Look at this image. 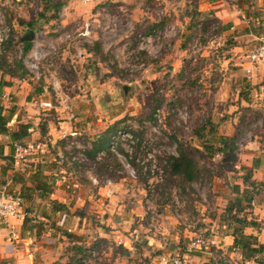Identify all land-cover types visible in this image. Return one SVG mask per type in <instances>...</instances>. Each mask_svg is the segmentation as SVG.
Instances as JSON below:
<instances>
[{
    "label": "rangeland",
    "instance_id": "obj_1",
    "mask_svg": "<svg viewBox=\"0 0 264 264\" xmlns=\"http://www.w3.org/2000/svg\"><path fill=\"white\" fill-rule=\"evenodd\" d=\"M43 2H0V29L7 30L6 40L10 37L16 42L20 34L24 36L26 29L20 28L17 34L12 26L16 25L17 18L29 20L40 12ZM51 2L60 6L56 20H50L51 25L41 21V28L30 32L32 40L36 36L42 41L41 48L49 46V53L33 61L35 69L29 72L36 84L50 90L49 100L45 102L51 104V109L41 113L40 123L49 119L57 126L55 118L70 122L67 125L76 127V136L72 137L67 128L60 135L61 141L76 138L78 144L84 143V146L90 139L105 134L113 124L117 128L109 132L124 131L137 140L132 145L125 138L118 139L112 146L107 143L98 158L86 161L65 159L56 165L70 173L68 184H81L91 195L90 200L82 204L90 226L97 225L96 216L109 206L114 209L111 216L108 215L111 217L109 226L115 227L112 217L126 221L135 206L139 207L142 218L150 226L164 217L176 221L170 226L183 228L192 222L200 224L201 213L208 217L219 216L226 224L228 220L223 221L221 212L236 198L234 188L240 183L235 168L238 161L236 155L213 157L211 152L203 151L199 140L214 149L216 142L213 138H231L226 135L231 133L234 142L251 139L264 143L260 138L264 136V118L260 111L250 112L249 107L235 106L240 102L229 92L233 87L229 82V66L224 62L229 53V41L219 28H208L209 22L215 21L194 14L195 0ZM60 20L67 21L63 27ZM71 25L73 30L88 28L84 40L75 39V35L72 39L78 48L80 45L90 51L87 57L83 56V61L76 54L75 47L66 49L64 44L55 50L44 44L46 38L56 41L53 43L56 47L62 44L58 37L64 36L62 31ZM42 26L49 28L44 36L37 32L43 30ZM34 49L38 51L37 47ZM11 50L14 57H20L18 50ZM72 56L76 65L70 62ZM233 116L238 118L236 126L229 124L231 128L226 133L225 126ZM202 126L206 129L198 140L194 132ZM46 127L43 126L45 141L50 138ZM210 127L215 130V135H212L214 131L207 133ZM178 145L194 164L196 178L191 183L172 176L165 168L166 158L176 157ZM128 169L134 172L135 179L128 176ZM92 180L98 185H93ZM107 180L118 185L120 191L113 194L112 203L95 188ZM260 192L254 199L260 198L258 202L264 203V191ZM216 193L221 198L218 199ZM71 195L74 200L79 197L77 191ZM97 201H101L99 208ZM93 244L94 259L103 263V252L109 241L97 240ZM222 258L226 260L224 256H218V264L227 263H223ZM86 259H92L91 254Z\"/></svg>",
    "mask_w": 264,
    "mask_h": 264
},
{
    "label": "crops",
    "instance_id": "obj_2",
    "mask_svg": "<svg viewBox=\"0 0 264 264\" xmlns=\"http://www.w3.org/2000/svg\"><path fill=\"white\" fill-rule=\"evenodd\" d=\"M196 1L194 5L196 16L203 19L206 16L212 18L211 20L218 24L222 36L229 41V53L224 62L229 66V82L233 87L229 92L240 102V104L236 102L235 106L244 105L252 109L250 112L260 111L264 118V62L254 66L250 79H246L244 74L245 68L248 67L245 59L248 51L254 48L260 36L264 35V0ZM34 16L35 14L32 18ZM21 19L27 20L25 17ZM65 22L67 21L60 20L61 27ZM12 27L19 34L20 27L17 24ZM42 27L43 30L37 32L44 36L48 31L46 29L49 28ZM79 31V29L73 30L72 25L66 26L62 31L64 36L58 37L62 44L56 47L53 44L56 41L53 42L50 38L44 39V44L50 45L55 50L61 49L64 44L66 49L69 46L75 47L76 54L83 61V56L87 57V52L90 51L84 46L79 45L78 48L72 41L73 35L75 39L84 40L77 35ZM20 36L21 34L18 37ZM12 44L13 47H8L5 52L6 64L0 70V84H2L0 85V116L7 120L6 128L10 131H14L20 124L31 126L28 136L21 142H43L46 143V149L43 153L30 158L25 162L26 164L14 167L11 163V154L12 144L15 142L8 134H0V181L4 182L0 184V190L19 194L23 202L22 214L19 217L0 220V261L7 260L9 264H68L77 258L76 248L89 246L98 240L109 241L103 252V264H172L171 261L176 256L184 258L186 264H218V256H224L226 264H260L258 258L242 259L241 251L231 248L233 242L231 229L219 219V216L208 217L201 213L199 214L200 224L192 222L183 228L170 226L175 225L176 221L170 217H164L163 220H158L155 225L150 226L147 220L142 218L143 214L140 213L139 207L135 206L136 209L130 211L134 216L129 215L126 221L122 222L117 217H112L116 223L115 227L109 226L111 217L108 215L111 216L114 211L109 206L108 210L105 209V212H99L101 214L96 216L97 225L90 226V221L83 214L82 204L89 201L91 195H88V190L81 184H68L70 173L63 168H57L56 165L60 155L64 159L79 155L81 161L98 158L103 150L96 152L91 158L84 155V152L91 149V142L98 139V136L90 139L86 146L84 143L79 145V140L76 138L62 142L60 138L62 131L68 128V133L74 137L76 127H68L71 123H66L59 118H55L57 126L49 119L42 120L45 121L44 124L40 123L41 115H43L41 113L46 111L41 110L39 104L49 100L50 90H47L44 85L36 84L33 79L31 81L15 79L4 72L13 60L11 49L15 48L18 54H21L20 43L15 45L12 41ZM30 44L23 58L31 51L37 52L38 60L49 53V46L41 48L42 41H39L36 36ZM34 47L38 48L39 53ZM3 50L4 46L0 54ZM70 62L76 65L74 56L70 57ZM27 116L30 117V121H27ZM229 120L228 125L225 126L226 133L228 128H231L229 124L236 126L238 118L233 116ZM43 126L48 128L47 135L50 138H46L47 141L44 139L46 130ZM226 135L233 138L231 133ZM260 138L264 139V136ZM233 145V155H236L238 161L235 168L240 175L238 185L242 187V178L248 176L250 181L262 184L261 190L264 191V143L248 139L236 140ZM49 162L54 164H47ZM35 171H39V174L48 182L49 194L38 196L36 192L26 191V188H30L28 178ZM88 181L90 182L89 179ZM70 187L77 189L75 191L79 197L75 200L71 195L75 191ZM95 188L98 194L109 197V203H112L115 198L113 194L119 191L118 185L114 183L110 186L102 185ZM108 191L109 194H106ZM26 194L30 197L29 200L25 199ZM216 194L218 199L221 198L219 193ZM259 199H255L251 205L248 217L256 223V226L247 227L243 232L245 235L253 236L258 245L264 246V203H259ZM73 201L76 203L73 204ZM97 203L96 206L99 208L101 201ZM58 205L64 206V209L58 210ZM216 211L221 212L219 209ZM25 217L30 222L23 226ZM28 227L31 229L29 230ZM65 233L71 234V237H66ZM195 237H200L205 242V247L188 252L187 245ZM117 242L121 243L118 247L115 245Z\"/></svg>",
    "mask_w": 264,
    "mask_h": 264
},
{
    "label": "trees",
    "instance_id": "obj_3",
    "mask_svg": "<svg viewBox=\"0 0 264 264\" xmlns=\"http://www.w3.org/2000/svg\"><path fill=\"white\" fill-rule=\"evenodd\" d=\"M60 6L58 4L53 5L51 0H44L43 2V9L36 13L35 16L29 20H24L21 18H17L16 24L20 28L26 29L24 33V36L29 35L32 30L40 29V23L43 21L45 24L49 23L50 20H56L57 12L59 11ZM195 15H197V12H194ZM8 25L11 27V22L7 21ZM208 25V24H207ZM23 37L21 35L18 37V40L15 42V44L20 43L21 45V54L19 58H16L12 56L13 60L9 65H7V68L4 70L7 74H9L12 78L15 79H23V80H32L31 75L29 74V71L26 69V67L22 63V57L27 53V51L30 48V41H23L21 42L20 39ZM9 45L13 47L11 38L9 37L3 44L4 50L0 54V70L4 67L6 64L5 60V52H7V48H5V45ZM94 52L95 49H93ZM13 51V50H12ZM98 52V51H97ZM11 58V59H12ZM2 85V84H0ZM159 107V106H157ZM155 110V109H154ZM7 120L3 119L0 116V134H8L10 139H12L14 142L22 143L21 140L24 139L29 134V130L31 129V126L28 124H20L14 131H10L8 128H6V122ZM209 124V123H207ZM113 128H117L116 124H113V126H110L106 129L105 134L101 135L96 139L94 142H91V149L88 152H84V155L87 158H91L95 155L96 152L105 150L106 145L108 143L109 137L114 133V131H110ZM206 129L205 126H202L198 130L194 132V135L199 140L201 133L204 132ZM215 130L210 127L207 131V133ZM109 135V136H108ZM108 137V139H107ZM215 139L216 146H214V149L211 145L206 146L203 140H199L200 144H202V149L204 152H211V154H221L222 156H232L234 151V141L235 138H226V137H218L213 138ZM107 140V141H106ZM177 155L169 156L166 158V166L165 168L168 169L167 171L172 176H179L180 179L184 182L191 183L195 180V171H194V164L193 162L186 157V155L183 153L181 145H178L177 147ZM206 154V153H205ZM211 157V155L209 156ZM12 163V160H11ZM3 171V169H2ZM39 171H35L31 176H29V182H30V188H26V191H33L36 192L38 196H44L45 194L50 193V186L47 181H45L44 176H39ZM0 184H4L3 181H0ZM242 190H239V186L237 185L234 190L236 193V198L233 199L230 203L227 204V206L224 208V211L222 212L224 214L223 221L228 220L226 223V226H228L231 229V236L233 237V242L231 248L238 249L241 251L242 259H253L258 258L260 264H264V246L258 245L255 238L251 235H245L244 229L250 226H256V223L253 222L251 219H248L251 205L250 200L254 198V196H257L258 192L261 191L262 184L253 182L249 180V177L242 178ZM6 194L9 195H19V194H12L7 191H4ZM20 196V195H19ZM21 197V196H20ZM22 199V197H21ZM26 200H29L30 197L26 194L25 196ZM233 202V203H232ZM58 210L64 209V206H57ZM222 221V220H221ZM30 220L25 217L23 219L22 225L25 226L27 223H29ZM28 229L30 230L31 227ZM66 237H71V234L65 233ZM93 243L89 246H80L75 249V254L77 256L76 259H73L72 262H69L68 264H81V260L87 258L90 255V252L92 251ZM0 264H9L7 260L0 261Z\"/></svg>",
    "mask_w": 264,
    "mask_h": 264
},
{
    "label": "built area",
    "instance_id": "obj_4",
    "mask_svg": "<svg viewBox=\"0 0 264 264\" xmlns=\"http://www.w3.org/2000/svg\"><path fill=\"white\" fill-rule=\"evenodd\" d=\"M3 0H0L2 2ZM208 28L210 30L218 29V24L216 22H209ZM7 30L4 27H1L0 29V52L3 49V44L7 38L6 35ZM81 38H85L88 35V28L87 26L81 28V30L77 34ZM246 62L248 64V67L245 68L244 74L246 75V79H250L252 76L253 68L256 64L264 62V35L260 36L258 39L257 45L252 48L250 51H248L246 57ZM33 61H38V54L35 51H31V53L23 58V64L27 68L29 72H32L35 69V64ZM39 108L41 110H49L51 109V104L49 102H42L39 104ZM158 113V110L155 111ZM27 121H30V117H26ZM127 139L130 144H135L137 142L136 139L132 138L128 135V133L124 131L117 130L115 131L110 137L108 144L112 146L116 140L120 139ZM46 149V143L39 142V141H31V142H25V143H13L12 144V154H11V160L14 167H19L28 158H32L36 156L37 154L43 153ZM100 154L98 155V157ZM218 156V154H214L213 157ZM63 156H58L57 163H63L64 162ZM71 161H79L80 156H73L70 158ZM128 176L132 179H135L134 172L131 169L127 170ZM91 183L93 185H98V183L95 180H92ZM110 181L107 180L103 185L104 186H110ZM100 187V186H98ZM260 193V192H258ZM106 194H109L106 192ZM255 199L250 200V205H253ZM22 199L19 195H9L6 194L3 190H0V220H6L11 218H17L22 214ZM264 225V223H263ZM121 243L117 242V246H120ZM205 247V242L200 237H195L193 240H191L187 245V251L191 252L193 250H200ZM92 259H83L81 260V264H103L98 260L94 259V253L90 252ZM90 256V255H89ZM222 262L225 263L226 260L222 258ZM172 264H186V261L184 258H180V256H176L171 261Z\"/></svg>",
    "mask_w": 264,
    "mask_h": 264
},
{
    "label": "water",
    "instance_id": "obj_5",
    "mask_svg": "<svg viewBox=\"0 0 264 264\" xmlns=\"http://www.w3.org/2000/svg\"><path fill=\"white\" fill-rule=\"evenodd\" d=\"M32 38H31V34L29 35H26V36H23L20 41L23 42V41H31Z\"/></svg>",
    "mask_w": 264,
    "mask_h": 264
}]
</instances>
